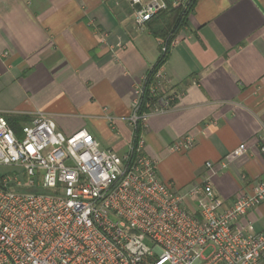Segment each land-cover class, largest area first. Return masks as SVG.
<instances>
[{"label":"crops","instance_id":"obj_1","mask_svg":"<svg viewBox=\"0 0 264 264\" xmlns=\"http://www.w3.org/2000/svg\"><path fill=\"white\" fill-rule=\"evenodd\" d=\"M162 71L175 100L144 127L159 177L181 191L213 162L227 204L264 177V0H197ZM131 0H0V113L52 116L66 134L86 129L125 153L135 87L160 56ZM192 136L188 151L171 145ZM241 144L247 151L226 165ZM194 204L187 203L189 209ZM264 230V201L240 219Z\"/></svg>","mask_w":264,"mask_h":264},{"label":"built area","instance_id":"obj_2","mask_svg":"<svg viewBox=\"0 0 264 264\" xmlns=\"http://www.w3.org/2000/svg\"><path fill=\"white\" fill-rule=\"evenodd\" d=\"M131 5L140 27L168 7L166 0ZM176 40H161V53ZM148 78L134 89L133 139L123 154L86 129L64 133L42 111L18 128L0 113V264H264V230L240 222L264 201V177L230 204L215 190L211 161L203 180L184 192L162 181L158 162L144 150L143 127L176 96L162 65ZM194 145L185 136L170 149ZM246 151L241 144L224 164Z\"/></svg>","mask_w":264,"mask_h":264},{"label":"trees","instance_id":"obj_3","mask_svg":"<svg viewBox=\"0 0 264 264\" xmlns=\"http://www.w3.org/2000/svg\"><path fill=\"white\" fill-rule=\"evenodd\" d=\"M168 3V7L165 10L160 11L159 13L155 14L148 22L147 25L151 31V33L158 39L170 45L171 41L175 39L180 31L187 25L188 18L190 12L195 7L197 0H189L187 6L183 5H175L173 0H166ZM169 48L167 52L160 53L159 59L155 63V65L151 68V70L147 73L148 75V83L150 82L154 72L158 67L163 65L169 55ZM148 83H146V91L144 95V99H150L148 95ZM7 117V116H6ZM9 123L18 128L20 123L23 121H27L30 118L25 116H8L7 117ZM142 131L141 126H138L136 130V135L139 136L140 132Z\"/></svg>","mask_w":264,"mask_h":264},{"label":"rangeland","instance_id":"obj_4","mask_svg":"<svg viewBox=\"0 0 264 264\" xmlns=\"http://www.w3.org/2000/svg\"><path fill=\"white\" fill-rule=\"evenodd\" d=\"M4 99H5V96H2V94H0V104H3V105H5V106H9V105H8V102H6ZM3 170H6V169L4 168ZM210 252H211V250L208 249V250L206 251V254H209Z\"/></svg>","mask_w":264,"mask_h":264}]
</instances>
